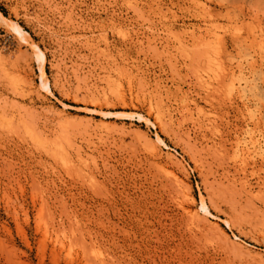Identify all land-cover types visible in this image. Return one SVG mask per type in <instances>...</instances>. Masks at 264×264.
Returning a JSON list of instances; mask_svg holds the SVG:
<instances>
[{"label":"rangeland","instance_id":"rangeland-1","mask_svg":"<svg viewBox=\"0 0 264 264\" xmlns=\"http://www.w3.org/2000/svg\"><path fill=\"white\" fill-rule=\"evenodd\" d=\"M0 264H264V0H0Z\"/></svg>","mask_w":264,"mask_h":264},{"label":"bare ground","instance_id":"bare-ground-1","mask_svg":"<svg viewBox=\"0 0 264 264\" xmlns=\"http://www.w3.org/2000/svg\"><path fill=\"white\" fill-rule=\"evenodd\" d=\"M13 26H14V29L19 33V34H22V31H21V29H20V27L18 26V25H16V23H15V25L13 24ZM38 50H37V56H38V59H39V61H41V62H43L44 61V59H45V57H44V54H43V52L39 49V48H37ZM206 53V52H205ZM48 84H46V81L44 82L43 81V87H47L48 88V86H47ZM46 88V89H47ZM202 208L205 210V211H207V209H206V207H205V205L204 204H202ZM190 214H192V212L193 211H191V210H189L188 211ZM194 213V212H193ZM194 216V215H193Z\"/></svg>","mask_w":264,"mask_h":264}]
</instances>
